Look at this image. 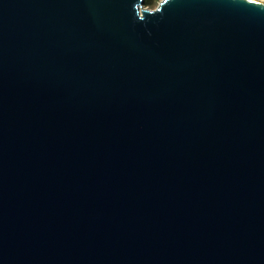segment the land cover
<instances>
[{"label": "water", "instance_id": "95a60500", "mask_svg": "<svg viewBox=\"0 0 264 264\" xmlns=\"http://www.w3.org/2000/svg\"><path fill=\"white\" fill-rule=\"evenodd\" d=\"M0 0V264H264V6Z\"/></svg>", "mask_w": 264, "mask_h": 264}, {"label": "rangeland", "instance_id": "374dc122", "mask_svg": "<svg viewBox=\"0 0 264 264\" xmlns=\"http://www.w3.org/2000/svg\"><path fill=\"white\" fill-rule=\"evenodd\" d=\"M144 1L148 3L147 6L144 5L145 9H150V10L157 9L160 3L162 2V0H144Z\"/></svg>", "mask_w": 264, "mask_h": 264}, {"label": "clouds", "instance_id": "9594fccd", "mask_svg": "<svg viewBox=\"0 0 264 264\" xmlns=\"http://www.w3.org/2000/svg\"><path fill=\"white\" fill-rule=\"evenodd\" d=\"M162 2L164 4H166L168 2V0H162ZM246 2H247V0H246ZM252 4L256 5V6L257 5L264 6V0H252Z\"/></svg>", "mask_w": 264, "mask_h": 264}, {"label": "trees", "instance_id": "16d2710c", "mask_svg": "<svg viewBox=\"0 0 264 264\" xmlns=\"http://www.w3.org/2000/svg\"><path fill=\"white\" fill-rule=\"evenodd\" d=\"M144 2H145V1H144ZM147 4H148V3H147V2H145V4H144V5H146V6H147Z\"/></svg>", "mask_w": 264, "mask_h": 264}]
</instances>
